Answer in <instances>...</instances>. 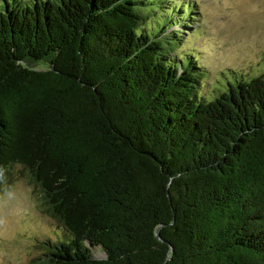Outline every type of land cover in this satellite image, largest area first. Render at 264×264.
I'll use <instances>...</instances> for the list:
<instances>
[{
    "label": "trees",
    "instance_id": "1",
    "mask_svg": "<svg viewBox=\"0 0 264 264\" xmlns=\"http://www.w3.org/2000/svg\"><path fill=\"white\" fill-rule=\"evenodd\" d=\"M153 5L0 11V184L22 166L69 235L32 264H264V71L200 100Z\"/></svg>",
    "mask_w": 264,
    "mask_h": 264
},
{
    "label": "rangeland",
    "instance_id": "2",
    "mask_svg": "<svg viewBox=\"0 0 264 264\" xmlns=\"http://www.w3.org/2000/svg\"><path fill=\"white\" fill-rule=\"evenodd\" d=\"M31 1L0 0V11L7 4L23 8ZM151 2L154 11L149 21L167 29V34L179 30L178 37L170 36L172 56L185 67L205 71L200 100H215L264 71V0ZM13 171L0 184V264H32L41 255L39 240L69 235L40 210L38 190L22 166H14ZM94 253L98 258L105 256L99 248Z\"/></svg>",
    "mask_w": 264,
    "mask_h": 264
},
{
    "label": "water",
    "instance_id": "3",
    "mask_svg": "<svg viewBox=\"0 0 264 264\" xmlns=\"http://www.w3.org/2000/svg\"><path fill=\"white\" fill-rule=\"evenodd\" d=\"M158 237H159V231H158Z\"/></svg>",
    "mask_w": 264,
    "mask_h": 264
}]
</instances>
